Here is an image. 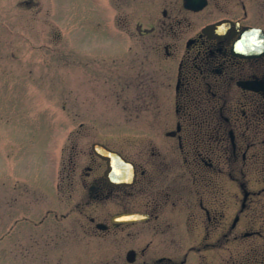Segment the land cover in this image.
Returning <instances> with one entry per match:
<instances>
[{
	"label": "flooded vegetation",
	"instance_id": "flooded-vegetation-1",
	"mask_svg": "<svg viewBox=\"0 0 264 264\" xmlns=\"http://www.w3.org/2000/svg\"><path fill=\"white\" fill-rule=\"evenodd\" d=\"M169 2L139 32L173 44L138 85L135 148L73 145L41 219L12 220L8 264H264L259 192L237 175L255 149L264 167V0Z\"/></svg>",
	"mask_w": 264,
	"mask_h": 264
},
{
	"label": "rangeland",
	"instance_id": "rangeland-1",
	"mask_svg": "<svg viewBox=\"0 0 264 264\" xmlns=\"http://www.w3.org/2000/svg\"><path fill=\"white\" fill-rule=\"evenodd\" d=\"M164 8L169 0H0V264H8L12 220L29 210L28 219H41L58 161L73 145H81L82 159L93 142L135 148L136 136L126 133L143 121L136 122L138 108L151 105L141 94L148 86L138 85L149 84L144 69L173 44L139 32ZM249 156L237 175L259 192L249 205L261 211L257 223L264 227L261 152ZM229 178L226 168L224 185Z\"/></svg>",
	"mask_w": 264,
	"mask_h": 264
},
{
	"label": "water",
	"instance_id": "water-1",
	"mask_svg": "<svg viewBox=\"0 0 264 264\" xmlns=\"http://www.w3.org/2000/svg\"><path fill=\"white\" fill-rule=\"evenodd\" d=\"M97 152V154L102 157V158H107V159H111L112 157V153L106 149H103V151L101 150H95ZM114 155V154H113ZM114 158V157H113Z\"/></svg>",
	"mask_w": 264,
	"mask_h": 264
}]
</instances>
